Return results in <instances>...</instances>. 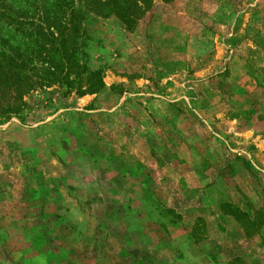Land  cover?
<instances>
[{"label":"rangeland","instance_id":"374dc122","mask_svg":"<svg viewBox=\"0 0 264 264\" xmlns=\"http://www.w3.org/2000/svg\"><path fill=\"white\" fill-rule=\"evenodd\" d=\"M84 27L103 87L0 123V264H264V0Z\"/></svg>","mask_w":264,"mask_h":264},{"label":"trees","instance_id":"16d2710c","mask_svg":"<svg viewBox=\"0 0 264 264\" xmlns=\"http://www.w3.org/2000/svg\"><path fill=\"white\" fill-rule=\"evenodd\" d=\"M155 1L167 0H0V123L19 117L24 96L38 89L55 86L58 99L98 92L85 23L114 17L130 28Z\"/></svg>","mask_w":264,"mask_h":264},{"label":"crops","instance_id":"0c3cea01","mask_svg":"<svg viewBox=\"0 0 264 264\" xmlns=\"http://www.w3.org/2000/svg\"><path fill=\"white\" fill-rule=\"evenodd\" d=\"M66 200L68 201V203H66V205H70L71 201H72L71 198L67 197ZM68 208H69V210H66L65 208L63 209L62 214L64 216L71 217L72 215L75 216L76 214L80 215L79 213H81V211H82V207L76 206V208H75V207L68 206ZM111 239H112V241H115V238L112 237ZM144 257H145V255H144ZM186 261H188L189 264H212L213 263L212 260H210L209 257H207V256L204 257V259H200V258H197V257L190 255L188 258H186Z\"/></svg>","mask_w":264,"mask_h":264}]
</instances>
